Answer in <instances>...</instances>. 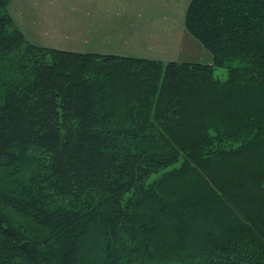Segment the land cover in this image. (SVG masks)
Instances as JSON below:
<instances>
[{
  "label": "trees",
  "instance_id": "16d2710c",
  "mask_svg": "<svg viewBox=\"0 0 264 264\" xmlns=\"http://www.w3.org/2000/svg\"><path fill=\"white\" fill-rule=\"evenodd\" d=\"M9 2L0 264H264V0L189 1L211 62L41 46Z\"/></svg>",
  "mask_w": 264,
  "mask_h": 264
},
{
  "label": "rangeland",
  "instance_id": "374dc122",
  "mask_svg": "<svg viewBox=\"0 0 264 264\" xmlns=\"http://www.w3.org/2000/svg\"><path fill=\"white\" fill-rule=\"evenodd\" d=\"M189 1L10 0L8 9L25 36L41 46L211 62L208 50L185 29ZM214 72L224 79L226 66Z\"/></svg>",
  "mask_w": 264,
  "mask_h": 264
}]
</instances>
